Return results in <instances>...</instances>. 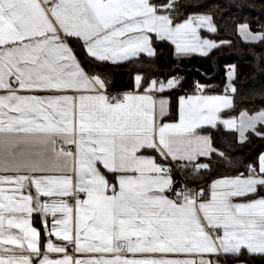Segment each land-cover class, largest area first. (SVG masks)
I'll use <instances>...</instances> for the list:
<instances>
[{"label":"snow or ice","instance_id":"snow-or-ice-1","mask_svg":"<svg viewBox=\"0 0 264 264\" xmlns=\"http://www.w3.org/2000/svg\"><path fill=\"white\" fill-rule=\"evenodd\" d=\"M180 8V0H0V173H13L0 175V250L11 244L28 253L0 264L264 257V153L247 175L214 181L207 197L203 189L176 190L167 163L199 173L210 167L201 158L225 157L208 129L236 134L241 146L251 136L264 139V109L230 115L234 68L225 94L204 95L197 82L201 94L179 97L170 123L163 93L177 87L176 78L145 87L137 74L136 91L108 92L106 66L155 57L157 43L174 45L178 59L221 46L200 34L217 31L211 15L181 19ZM238 34L264 42V31L247 24ZM69 249L98 255L82 259Z\"/></svg>","mask_w":264,"mask_h":264},{"label":"trees","instance_id":"trees-1","mask_svg":"<svg viewBox=\"0 0 264 264\" xmlns=\"http://www.w3.org/2000/svg\"><path fill=\"white\" fill-rule=\"evenodd\" d=\"M180 4L181 19L188 14H206L213 17L217 31L209 33L200 30V34L221 46L211 51L207 57L191 55L178 59L169 42L157 43L154 45L155 57L141 56L131 62L106 66L108 92L133 91V77L137 74L143 77L142 83L145 87L151 80L159 78L166 81L173 75H179L182 80L178 87L165 93L171 102L170 115L166 119L174 120L179 96L196 92L197 82L204 86L206 93H221L229 69L234 68L231 83L237 91L234 95L235 108L230 110V115L235 116L244 110L251 114L264 109V42L246 43L237 34V26L240 24L249 25L252 32H261L264 29V0H180ZM72 46L79 52L77 42L73 41ZM142 90L143 88L140 89ZM208 131L212 135L214 146L224 152L225 157L213 155L210 159L201 160L210 167L199 173L185 171V176L191 183L241 172L247 175L248 165L255 164L258 156L264 153V139L251 136L250 142L241 146L237 144L234 133L222 128ZM260 195H264L263 189L260 190ZM35 218L33 224L41 229ZM226 262L264 264V257L243 253L239 257L227 258Z\"/></svg>","mask_w":264,"mask_h":264},{"label":"crops","instance_id":"crops-1","mask_svg":"<svg viewBox=\"0 0 264 264\" xmlns=\"http://www.w3.org/2000/svg\"><path fill=\"white\" fill-rule=\"evenodd\" d=\"M202 31H205V32H208L206 29H201ZM170 43V42H169ZM171 44V43H170ZM172 45V44H171ZM172 47H173V49H174V45H172ZM175 52V51H174ZM192 55H198V56H201V55H199V54H192ZM141 56H145V57H147V55L146 54H142ZM136 76V75H135ZM135 76L133 77V83H134V89H133V91H136V86H135ZM147 87V86H146ZM133 91H129V92H133ZM143 91V90H142ZM141 91V92H142ZM167 91H165V93H166ZM123 93H127V92H121V93H119V94H123ZM165 93H163V96L165 97V98H167L166 97V95H165ZM40 95H45V93H39ZM199 94H201V93H198L197 91L196 92H193V93H190V94H187V95H181V96H179V97H182V96H188V95H199ZM203 94L204 95H223V94H225L224 92H221V93H217V94H213V93H206V92H203ZM229 95H231V92L229 91ZM179 97L177 98V108H176V118H177V110H178V102H179ZM168 99V98H167ZM240 113V112H239ZM239 113L237 114V115H235V116H238L239 115ZM255 113V112H254ZM251 114H253V113H251ZM176 118L174 119V120H167L166 118L164 119V122L165 123H170V122H174L175 120H176ZM223 129V128H222ZM208 130H210V129H208ZM224 130V129H223ZM58 147H59V145H58ZM68 146L67 145H64V148H65V150H66V148H67ZM74 150V149H73ZM146 155H156V153H154V152H146L145 153ZM160 158H159V156H157V160H159ZM204 159H206V158H201L200 159V161L201 160H204ZM13 173H0V175H12ZM238 175V174H237ZM233 176H236V175H223V176H217V177H214V178H212V183L214 182V181H216V180H218V179H220V178H224V177H233ZM172 180H173V177H172ZM173 184H174V180H173ZM25 194H28V190L27 189H25ZM32 194L33 195H35V189L33 188L32 189ZM41 199L42 200H45V199H48V198H45V197H41ZM34 217H36L35 219H36V221H37V223L39 224V226L41 227V223H40V216H38V215H36V214H34L33 215V219H34ZM35 226V225H34ZM36 227V226H35ZM42 229V228H41ZM13 231H17V230H13ZM42 232H43V230H42ZM42 235H43V233H42ZM43 239V240H42ZM52 240H53V242L54 243H56V244H60V243H62L61 241H59V240H56V238L55 237H52ZM45 243V239H44V237L43 238H41V244L43 245ZM3 249H12V251H4V250H0V257H10V256H17V257H19V256H24V255H28V253L26 252V251H21L19 248H17L15 245H11V244H6V245H3ZM69 251H70V254H72V255H74V256H76V255H79L80 256V258H82V259H88V258H93V257H95V256H97L98 254H91V253H89V254H76V253H74L73 251H72V249H69ZM244 254H247V252L245 251L244 252ZM52 255H56V254H52ZM121 255L122 256H124V255H128V256H130V254H128V253H121ZM247 255H249V254H247ZM225 257V260L227 259V258H232V257H234V256H224ZM221 260V259H220Z\"/></svg>","mask_w":264,"mask_h":264},{"label":"built area","instance_id":"built-area-1","mask_svg":"<svg viewBox=\"0 0 264 264\" xmlns=\"http://www.w3.org/2000/svg\"><path fill=\"white\" fill-rule=\"evenodd\" d=\"M172 78H176L179 81V83L182 80V78L179 75H173L170 78H168L166 81H163V82H167L169 79H172ZM155 80L162 81L159 78H157ZM179 83H178V85H179ZM178 85H177V87H178ZM177 87H175V88H177ZM222 92L225 93V87L223 88ZM198 93H200V92H198ZM111 94L116 95V94H119V93L112 92ZM227 94H229V92ZM66 150H69V148L67 147ZM199 162L202 163L201 161H199ZM167 163L172 165V168H173L172 177H173L174 183L175 182H179V186L175 188L176 190L187 188V189H191L193 192H198L200 189H203L204 193H205V196L207 197V195L209 193V190H210V186L212 184V179L211 178L210 179H205L204 181L199 182V183H191V182H189L187 180V178L185 176V171H187L189 173H194L191 170V167H189L187 169H182V168L179 167V165L176 162H173L171 160H169ZM220 259H221L222 264H227V262L225 260V257L223 255L220 257Z\"/></svg>","mask_w":264,"mask_h":264},{"label":"rangeland","instance_id":"rangeland-1","mask_svg":"<svg viewBox=\"0 0 264 264\" xmlns=\"http://www.w3.org/2000/svg\"><path fill=\"white\" fill-rule=\"evenodd\" d=\"M262 31H264V29H263ZM254 33H255V32H254ZM237 34H238V26H237ZM238 36L240 37V39H241L243 42H245L244 39L241 37V35L238 34ZM263 59H264V51H263ZM227 77H228V74H227V76H226V84H225V87H226V85L229 83Z\"/></svg>","mask_w":264,"mask_h":264},{"label":"water","instance_id":"water-1","mask_svg":"<svg viewBox=\"0 0 264 264\" xmlns=\"http://www.w3.org/2000/svg\"><path fill=\"white\" fill-rule=\"evenodd\" d=\"M179 186V182H175L174 184H173V187L174 188H176V187H178Z\"/></svg>","mask_w":264,"mask_h":264}]
</instances>
